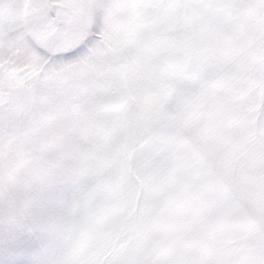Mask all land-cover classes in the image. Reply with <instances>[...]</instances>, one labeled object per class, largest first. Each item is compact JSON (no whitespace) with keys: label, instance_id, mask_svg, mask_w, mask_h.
I'll return each mask as SVG.
<instances>
[{"label":"snow or ice","instance_id":"snow-or-ice-1","mask_svg":"<svg viewBox=\"0 0 264 264\" xmlns=\"http://www.w3.org/2000/svg\"><path fill=\"white\" fill-rule=\"evenodd\" d=\"M0 264H264V0H0Z\"/></svg>","mask_w":264,"mask_h":264}]
</instances>
